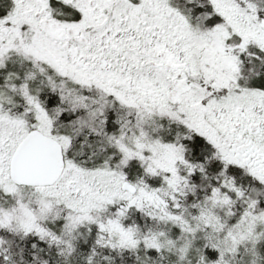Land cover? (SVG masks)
I'll use <instances>...</instances> for the list:
<instances>
[{
    "label": "snow or ice",
    "instance_id": "obj_1",
    "mask_svg": "<svg viewBox=\"0 0 264 264\" xmlns=\"http://www.w3.org/2000/svg\"><path fill=\"white\" fill-rule=\"evenodd\" d=\"M0 264H264V0H0Z\"/></svg>",
    "mask_w": 264,
    "mask_h": 264
}]
</instances>
